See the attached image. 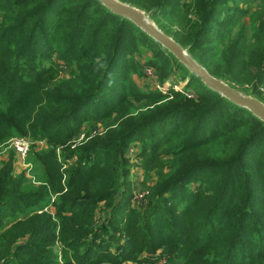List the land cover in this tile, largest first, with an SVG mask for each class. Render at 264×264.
<instances>
[{"label":"trees","instance_id":"16d2710c","mask_svg":"<svg viewBox=\"0 0 264 264\" xmlns=\"http://www.w3.org/2000/svg\"><path fill=\"white\" fill-rule=\"evenodd\" d=\"M117 1L264 100V0ZM138 53L160 84L176 74L194 96L138 89ZM18 136L40 185L1 163L0 264H141L157 252L162 264H264V122L99 0H0V148ZM132 145L157 179L141 183L139 208Z\"/></svg>","mask_w":264,"mask_h":264},{"label":"rangeland","instance_id":"374dc122","mask_svg":"<svg viewBox=\"0 0 264 264\" xmlns=\"http://www.w3.org/2000/svg\"><path fill=\"white\" fill-rule=\"evenodd\" d=\"M117 1V0H116ZM118 2V1H117ZM120 2V1H119ZM122 3V2H120ZM125 5H128L134 9H138L137 7H133L130 4H126V3H122ZM139 11L143 12V17L147 19V21H149L150 23L156 25L154 22H152L151 20H149L147 14L143 11L138 9ZM256 21V28L259 27L260 23L264 26V8L262 9L261 14L259 15L258 20L255 19ZM246 23V26H249V24L251 23V19H247L244 21ZM157 27V26H156ZM161 31V30H160ZM168 37V36H167ZM170 38V37H169ZM135 60L140 64V71L142 75H132V79L133 82L136 83L137 88H141L144 91H148L150 89H156V85L160 86V88H162L161 91L164 95L170 97V91L169 90H173V91H177L180 92L182 94L185 95V97L187 98H191L194 96V90L188 89L185 90L186 81H182L180 79V77L176 74H173V76H171L170 78H168L166 80V82H164L163 84L159 83V77L158 74L155 72V70L152 67H149L148 65H146V57L145 55L143 56H139L138 54L134 55ZM197 63V62H196ZM60 66H62L63 69H65L63 65H61V63H58ZM150 68L151 69V73L150 75L144 74L143 71H145L146 69ZM62 76H64L65 79H69V70H65L62 73ZM217 79V78H216ZM219 80V79H218ZM221 81V80H220ZM226 85H228L227 83H224ZM167 85V86H166ZM174 86L176 88H174ZM229 86V85H228ZM232 86H234L235 88H230L234 89L237 93H239L240 95H245L248 96L246 93V90L243 89H248L249 86L248 85H243L242 89H239V87H237L236 85L232 84ZM259 90L260 93L263 94L264 97V84H260V86H258L257 88ZM250 97V96H248ZM253 98V97H251ZM171 99V98H169ZM255 99V98H253ZM256 100V99H255ZM258 101V100H257ZM260 102V101H258ZM260 103L264 104V100L261 101ZM154 106V105H153ZM151 106V107H153ZM97 126V134L99 136H102L106 129L104 130V127L100 124L96 125ZM95 132V133H96ZM95 133H91V136H94ZM85 134H80L77 138H74L70 143L72 144V148H74L77 144H79V142H81L84 139ZM21 137V136H18ZM18 137H13L11 138L6 144L2 145L0 148V167H1V163H4L6 161H9L11 159V162L13 164V170H14V174L19 176V174H23L26 181L27 182H31V185L34 188H37V186L40 185V183L38 181H36V173L33 172L34 169V164L31 163V161H29V154L27 155V157L19 163H16L15 159H14V153L12 148L10 147V142L12 139L14 138H18ZM47 146H45V143H43L41 146H39V148L37 147V150H42L44 148H46ZM138 147H134V145L130 146L127 153H126V157L129 159V162L132 163V169L130 171V191L132 193V195L134 196V200H133V207H137L139 208L140 205L138 204L139 202H142L144 199H146V195L143 196V193H147L148 194V190L146 188H143L141 183H144L148 186L153 185L156 183V178L154 175V172H147L143 169V167L141 166V158L139 159L137 156H135V154L138 151ZM143 198V199H141ZM135 200H138V203H135ZM53 201V200H52ZM104 208L103 205H100V207L98 208L97 212H96V216L99 219V215L101 213V210ZM51 210L47 209V212ZM45 212V211H44ZM160 255V252H157L155 255H149V254H143L141 256H139V260H143V262L141 264H162L164 262L163 258L158 259V256ZM125 264H135L133 262H126Z\"/></svg>","mask_w":264,"mask_h":264},{"label":"water","instance_id":"95a60500","mask_svg":"<svg viewBox=\"0 0 264 264\" xmlns=\"http://www.w3.org/2000/svg\"><path fill=\"white\" fill-rule=\"evenodd\" d=\"M99 1L113 14L127 18L136 27L140 28L147 36L161 44L164 49L176 57L179 63H181L189 73H193L199 77L205 87L221 94V96L229 99L235 105L242 108L245 107L260 121L264 122V104L251 97L240 95L234 89H231L228 85L210 75L209 72H206L191 56H188L187 52L183 50L173 39L164 35L156 27V25L147 21V19L143 17V12L117 2L116 0Z\"/></svg>","mask_w":264,"mask_h":264},{"label":"built area","instance_id":"2783aa9c","mask_svg":"<svg viewBox=\"0 0 264 264\" xmlns=\"http://www.w3.org/2000/svg\"><path fill=\"white\" fill-rule=\"evenodd\" d=\"M143 72H144V74L150 75L151 69L148 68ZM156 88L159 90H162V88H160V86L156 85ZM174 88H176V87L174 86ZM42 144H43L42 141H37L35 143V146H36V148L37 147L39 148V146H41ZM31 145H32V143L30 142V140L28 138H25V137H18V138H14L11 140L10 147L13 150L14 159H15L16 163L22 162L27 157V155L29 154V152L31 150V147H30ZM145 195H146V193L144 192L143 196H145ZM141 199H143V198H141ZM144 201H145V199H144ZM138 202L139 201L136 200V203H138Z\"/></svg>","mask_w":264,"mask_h":264}]
</instances>
